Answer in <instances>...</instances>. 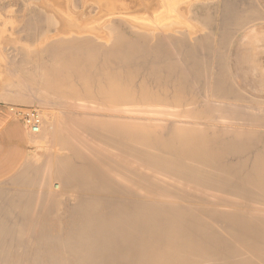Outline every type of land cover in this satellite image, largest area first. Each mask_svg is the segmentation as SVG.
Segmentation results:
<instances>
[{
  "label": "bare ground",
  "instance_id": "6f19581e",
  "mask_svg": "<svg viewBox=\"0 0 264 264\" xmlns=\"http://www.w3.org/2000/svg\"><path fill=\"white\" fill-rule=\"evenodd\" d=\"M0 16V102L51 110L9 106L44 148L0 211L81 218L2 219L0 264H264V0H0Z\"/></svg>",
  "mask_w": 264,
  "mask_h": 264
},
{
  "label": "crops",
  "instance_id": "0c3cea01",
  "mask_svg": "<svg viewBox=\"0 0 264 264\" xmlns=\"http://www.w3.org/2000/svg\"><path fill=\"white\" fill-rule=\"evenodd\" d=\"M1 103V102H0ZM30 150V135H29V133H28V130L26 129V127H25V125H24V123L22 122V120L17 116V115H15V113H13L11 110H10V108H9V106L7 105V104H5V103H3V104H0V187L2 186V185H5V184H7L8 183V181H11V180H13V178L14 177H16L20 172H21V170H23V168H24V166H25V164H26V161H27V159H28V157H29V151ZM5 194H6V192H5ZM3 196H4V193H3ZM0 197H2L1 196V193H0ZM3 211H0V213H1V217H0V223H1V221H3L2 219H4V222L6 223V222H8L7 221V218H8V220L9 219H14V217H15V219H14V221L12 220V222L11 221H9V222H11L12 224L14 223V224H16L15 226H14V228L15 229H17L16 231H18V229L19 228H21V229H19V231L20 230H22V228L24 227V230L23 231H28V230H30L31 229V231L33 230V231H35V228H37V224L40 226V225H42L41 223H42V220L41 219H44L45 220V222H44V225H43V230H40V231H47V230H49L50 228V230H52V225H57V224H55V222L53 223V221L55 220L56 221V219H60L59 221H63V223L64 224H67V223H65V221L66 220H68L69 218H67V216H68V214L69 213H64V214H66L67 216H65L64 214V216L66 217H64L63 215H62V213L60 214V213H58V215H55L54 216V214L52 215V217L53 218H50L48 215V220H47V218L45 217L46 215H45V213H44V217L43 218H41L42 216L40 215V214H43V213H40L38 216V219L40 218V220H41V222L40 223H38L37 221H38V219L37 218H35L37 215H36V213H34L36 216L34 217V219H37L35 222H34V224L36 223V226L34 225L33 226V229H32V225H30L29 227H31L30 229L28 228V225L30 224V223H33L32 221H34V219H31L32 218V215H34L33 213H19V214H22L23 216H25L26 215V218L25 217H22V215L21 216H19V217H22V218H16L18 215H16L15 213V216H13L14 214L12 213H10L11 215H9L8 216V211L6 212V210L2 213ZM5 213H7V214H5ZM2 214H3V216H2ZM5 214V215H4ZM32 214V215H31ZM47 214V213H46ZM56 214V213H55ZM27 215L29 216L30 215V217L31 218H29V219H31L30 221L31 222H29V224H28V217H27ZM49 215H50V213H49ZM60 215L62 216V217H64V218H61L60 217ZM72 214L70 213V215L69 216H71ZM7 216V217H6ZM10 216H13V217H11L10 218ZM41 216V217H40ZM56 216L58 217V218H56ZM6 217V218H5ZM23 218H25V223H23L22 222V219ZM75 218V219H74ZM77 217H71L68 221H70V220H77V219H81V218H77ZM18 219V220H17ZM21 220V221H20ZM39 220V221H40ZM52 222V225H50V221ZM24 221V220H23ZM47 221V222H46ZM48 221H49V224H47L48 223ZM4 222H2L3 224V226H5V223ZM20 222L21 223H23L22 224V226H19V224H20ZM11 223H10V225H11ZM17 223H19L18 225H17ZM26 223H27V227H26ZM46 223V224H45ZM6 224H9V223H6ZM25 224V225H24ZM64 224H58L59 226H62V227H65L66 225H64ZM69 224V223H68ZM67 224V225H68ZM10 225H8V227L7 226H5V227H7V230H5L6 228L4 227V228H2L1 229V227H3V226H1L0 225V229L2 230V232L4 233V234H2V232H1V230H0V235H8V230L10 231V229H11V231H12V227H13V225H12V227L10 226ZM21 225V224H20ZM24 225V226H23ZM50 225V226H49ZM10 226V227H9ZM17 226V227H16ZM45 226V227H44ZM58 226V227H59ZM70 226V225H69ZM35 227V228H34ZM42 227V226H41ZM50 227V228H49ZM13 228V229H14ZM44 228H46V229H44ZM48 228V229H47ZM56 228H57V226H56ZM65 228H67V226L65 227ZM65 228H62V230L63 229H65ZM15 229H14V231H15ZM4 230L5 231H7V233L5 234V232H4ZM38 229H36V231H37ZM22 231V232H23ZM68 245H70V244H68ZM67 244L65 245V246H68ZM6 249V248H5ZM5 249H3V252H6L7 253V249L5 250ZM2 249H0V253L2 254V251H1ZM5 250V251H4ZM23 251H21V253L19 252V251H14V253H13V255L16 257L17 255H19V256H21V255H24L23 257H25L28 253L27 252H24L25 254H23L22 253ZM6 253H3V255L5 254V258L4 259H7L8 260V256L6 255ZM18 253V254H17ZM27 253V254H26ZM1 254H0V256H1ZM8 254V253H7ZM12 254V253H11ZM21 254V255H20ZM30 255H31V252L29 253ZM35 256V253H33L32 252V255L30 256V257H32V256ZM7 256V257H6ZM12 256V255H11ZM28 256V255H27ZM26 256V257H27ZM1 257H3V256H1ZM1 259V258H0ZM13 259V258H12ZM14 260V259H13ZM9 261V260H8ZM12 261V260H11ZM7 262V261H6ZM12 262H16L15 260L14 261H12ZM12 262H10V263H12ZM27 262V261H26ZM0 263H1V261H0ZM18 263V262H17ZM21 263H25V262H22L21 261Z\"/></svg>",
  "mask_w": 264,
  "mask_h": 264
},
{
  "label": "rangeland",
  "instance_id": "374dc122",
  "mask_svg": "<svg viewBox=\"0 0 264 264\" xmlns=\"http://www.w3.org/2000/svg\"><path fill=\"white\" fill-rule=\"evenodd\" d=\"M4 16H0V18H3ZM3 103H5V104H7L8 106H17V107H31V108H33V109H35V110H37L38 112H39V114H42V112H50L51 110L50 109H48V108H44L45 110H43V107H41V106H37V104L36 103H31V104H27V105H25V104H12V103H10V102H1L0 104H3ZM43 110V111H42ZM39 132V131H38ZM37 134V133H36ZM38 137H37V135H30V152H29V157L30 156H34L35 154H37V152H39V153H41V151L40 150H42V144H43V142H41V140L40 139H37ZM41 146V147H40ZM44 148V147H43ZM39 149V150H38ZM46 149V148H45ZM44 149V150H45ZM28 157V159H30ZM27 159V160H28ZM26 163H27V161H26ZM26 165V164H25ZM24 168H25V166H24ZM21 172H24V171H21ZM20 172V173H21ZM18 175H20V174H18ZM56 186H58V184L56 183V182H54L53 183V187H54V189H58V187L56 188ZM1 188V187H0ZM1 193H2V191H0ZM5 193V192H4ZM10 261H8V263H9Z\"/></svg>",
  "mask_w": 264,
  "mask_h": 264
},
{
  "label": "built area",
  "instance_id": "2783aa9c",
  "mask_svg": "<svg viewBox=\"0 0 264 264\" xmlns=\"http://www.w3.org/2000/svg\"><path fill=\"white\" fill-rule=\"evenodd\" d=\"M28 117V116H27Z\"/></svg>",
  "mask_w": 264,
  "mask_h": 264
}]
</instances>
